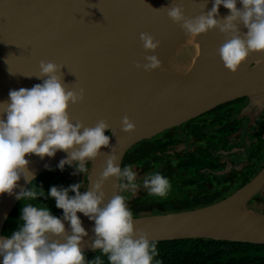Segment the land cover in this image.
<instances>
[{"label":"water","instance_id":"95a60500","mask_svg":"<svg viewBox=\"0 0 264 264\" xmlns=\"http://www.w3.org/2000/svg\"><path fill=\"white\" fill-rule=\"evenodd\" d=\"M173 3L195 17L211 10L214 0H0V103L9 101L10 90L43 83L36 77L41 60L63 66L65 87L84 90L83 101L69 107L72 121L94 127L105 119L110 147H101L84 174L57 167L68 156L64 151L26 156L33 184L46 194L52 186L76 183L86 191L112 151L121 168L131 165L137 172V194H123L135 227L150 240L264 244V52L250 55L232 73L217 54L225 36L210 30L189 38L167 16L164 8ZM229 14L221 5L220 18ZM142 32L160 41L147 54L157 55L164 70L135 67L146 62ZM124 116L135 123L134 132L121 130ZM153 172L169 179L166 198L150 197L142 187ZM117 183L116 177L105 182L106 199L119 192ZM18 184L12 195H0V238L22 223V203L63 215L50 196L18 200L16 193L31 186L23 177ZM77 215L88 232L83 251H92L95 222ZM64 223L70 231V222Z\"/></svg>","mask_w":264,"mask_h":264},{"label":"clouds","instance_id":"9594fccd","mask_svg":"<svg viewBox=\"0 0 264 264\" xmlns=\"http://www.w3.org/2000/svg\"><path fill=\"white\" fill-rule=\"evenodd\" d=\"M221 5L230 10L223 18L219 16ZM164 9L189 38L195 39L210 30L222 33L225 40L217 54L234 74L250 55L264 52V0H214L211 10L195 17L186 16L180 4L173 3ZM241 25L246 32L241 31ZM140 40L146 62L136 61L135 67L146 72L164 70L157 55L147 54L155 53L160 41L146 32L140 33ZM62 67L41 60L36 77L42 78L43 83L10 90L9 101L0 103L4 105L0 113V195H12L23 177L31 186L16 193L18 200L35 201L50 196L55 199L56 207L63 210L62 217H58L47 206L22 203L19 218L22 223L7 238H0L2 264H104L101 255L86 259L82 244L88 232L78 212L95 222L91 248L106 256L108 264H159L155 260L156 242L148 238L147 232L135 227L133 212L128 207L129 197L123 194H137L141 187L137 172L131 165L121 168L120 157L115 152L108 153L99 179L86 191H81V183H76L67 188L52 186L46 194L42 185L33 184L35 177L26 156L54 157L57 151H64L68 156L57 167L63 170L69 165L75 172L84 174L88 172L87 162L97 159L101 147H110V137L105 135L110 126L105 119L94 127L72 121L69 107L83 101L84 90L65 87L60 75ZM135 129V123L124 116L121 130L131 133ZM112 177L118 180L119 192L106 199L103 186ZM142 187L150 197L158 198H166L171 190L169 179L160 172L147 174ZM70 192L74 195H69ZM64 221L70 222V231Z\"/></svg>","mask_w":264,"mask_h":264},{"label":"trees","instance_id":"16d2710c","mask_svg":"<svg viewBox=\"0 0 264 264\" xmlns=\"http://www.w3.org/2000/svg\"><path fill=\"white\" fill-rule=\"evenodd\" d=\"M155 242L159 264H264V244L204 237ZM84 252L86 259L101 255L108 264L99 250Z\"/></svg>","mask_w":264,"mask_h":264}]
</instances>
